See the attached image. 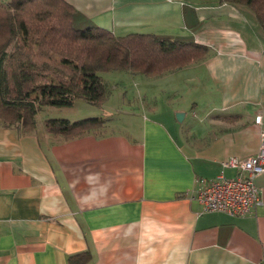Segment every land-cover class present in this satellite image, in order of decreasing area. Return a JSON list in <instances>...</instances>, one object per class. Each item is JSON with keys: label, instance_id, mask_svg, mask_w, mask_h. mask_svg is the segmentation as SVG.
<instances>
[{"label": "crops", "instance_id": "crops-1", "mask_svg": "<svg viewBox=\"0 0 264 264\" xmlns=\"http://www.w3.org/2000/svg\"><path fill=\"white\" fill-rule=\"evenodd\" d=\"M65 1L82 26L193 40L208 51L161 75L163 107L146 95L143 105L121 97L120 107L106 97L90 114L103 125L72 136L44 121L77 120L75 102L32 130L0 125V264H67L83 251L86 264H264V171L254 179L259 201L243 216L200 212L192 197L202 179L236 173L223 160L258 149L264 31L228 2Z\"/></svg>", "mask_w": 264, "mask_h": 264}, {"label": "trees", "instance_id": "trees-1", "mask_svg": "<svg viewBox=\"0 0 264 264\" xmlns=\"http://www.w3.org/2000/svg\"><path fill=\"white\" fill-rule=\"evenodd\" d=\"M243 7L264 31V0H199ZM65 0H0V125L32 130L46 106L70 107L77 99L100 105L107 97L101 71L127 70L158 77L205 58L208 48L193 40L150 32L115 35L78 23ZM100 117L69 121L49 117L50 133L79 135L100 127ZM86 251L67 264H86Z\"/></svg>", "mask_w": 264, "mask_h": 264}, {"label": "built area", "instance_id": "built-area-1", "mask_svg": "<svg viewBox=\"0 0 264 264\" xmlns=\"http://www.w3.org/2000/svg\"><path fill=\"white\" fill-rule=\"evenodd\" d=\"M261 122V115L255 116ZM224 167L233 168L236 173L227 177L220 173L210 180H201L193 196L201 204L200 212L221 211L231 216H243L259 201L255 177L264 171V130L254 154L240 158L230 156L222 161Z\"/></svg>", "mask_w": 264, "mask_h": 264}, {"label": "rangeland", "instance_id": "rangeland-1", "mask_svg": "<svg viewBox=\"0 0 264 264\" xmlns=\"http://www.w3.org/2000/svg\"><path fill=\"white\" fill-rule=\"evenodd\" d=\"M3 1L6 2L8 0H3ZM99 75L101 76L105 85V89L108 97V102H107L108 106L111 105L113 107V104L115 106L119 104L120 107L121 101L119 99H121V97H127L131 102H133L137 100V96L140 97L139 100L143 105L144 103L141 98L144 95L147 96V98L144 100L145 103H147V101L151 103L157 102L160 105H162V107L167 104L166 98L169 97L168 91L165 90L163 92L161 89L165 88V86L167 85L169 81L168 77H164V76H159L157 78L148 77L146 75L139 73L132 74L129 71L122 69L101 71L99 72ZM157 90L159 91V95L154 100L152 99V97H150V95H153ZM75 103H76V107L80 111L78 117H76L77 119L94 117L93 115H90L93 114L91 113V111H95V112L99 111L95 105L93 106L92 104H89L88 102L82 99H77ZM134 107L135 105L131 110H135ZM57 109L58 108L50 107V108H46L45 110L39 111L36 114V121L39 123L42 122L43 118L47 116H51V114H54L55 113L54 111H56ZM125 110L127 109H125L124 106H122L120 108V113L121 111L123 112ZM104 122L105 120L103 121V123Z\"/></svg>", "mask_w": 264, "mask_h": 264}, {"label": "water", "instance_id": "water-1", "mask_svg": "<svg viewBox=\"0 0 264 264\" xmlns=\"http://www.w3.org/2000/svg\"><path fill=\"white\" fill-rule=\"evenodd\" d=\"M183 115H184V113L181 112V111H177L175 113V117H176L177 120H181L183 118Z\"/></svg>", "mask_w": 264, "mask_h": 264}]
</instances>
